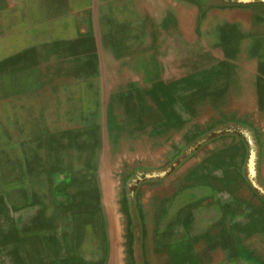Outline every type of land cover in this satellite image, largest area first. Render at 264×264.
<instances>
[{"label":"crops","instance_id":"1","mask_svg":"<svg viewBox=\"0 0 264 264\" xmlns=\"http://www.w3.org/2000/svg\"><path fill=\"white\" fill-rule=\"evenodd\" d=\"M191 1L0 0V53L15 76L46 54L66 62L23 91L36 108L55 92H93L108 108L109 93L147 120L145 137L119 135V162L58 150L32 175L19 161L1 187L0 264H264V0H212L206 17ZM203 45L209 91L249 94L243 106L212 102L206 133L202 105L188 121L185 100L204 91ZM80 117L65 122L90 121ZM139 139L145 154L125 143Z\"/></svg>","mask_w":264,"mask_h":264},{"label":"rangeland","instance_id":"2","mask_svg":"<svg viewBox=\"0 0 264 264\" xmlns=\"http://www.w3.org/2000/svg\"><path fill=\"white\" fill-rule=\"evenodd\" d=\"M188 1L192 2L191 0ZM193 1H195L194 3L198 8H202L203 16L206 17L210 11L212 0ZM222 3L223 0H219V4L222 5ZM207 10L208 13L205 14ZM2 33L3 30L0 28V37L3 35ZM211 33L210 28L205 29V38L209 39ZM210 39L212 41V37ZM238 46L239 44H233L232 48L234 47L233 49L236 50ZM193 47V45L188 44L187 52L190 56L194 53ZM210 51L208 46L203 45V70L201 74L204 91L185 95V100L190 106L187 108L188 121H193L195 105L196 107L202 105L204 133L211 128L210 106L212 102H225L233 96L237 106H243L249 95L247 92L240 91L234 94L209 91L212 80L210 69L212 61H210L207 53H210ZM197 52H199L198 47ZM3 57V53H0V196L4 195L1 188L3 181L7 182L18 176L19 161L23 164L26 163L32 175L41 174L45 166L51 165V155L57 153L58 150L63 153L64 151L83 148L90 149L91 152L95 149H105L108 160L114 162L120 159L114 156L116 155L114 151L120 148L118 141L120 134L131 137L133 135L126 133L135 134L138 132L137 136H140V138L146 136V118L138 117L137 110H133L135 116L132 117L130 115L131 109L118 108L116 102L109 99L112 97L109 93L102 94L104 97H102L103 103L107 100L108 108L102 107L103 105L100 108H95L97 96L93 92L45 93L43 94L41 107L36 108L35 101H33L35 94L23 91L38 84L40 77L43 80H50L48 75L52 71L59 70L62 72L61 66L66 62L53 61L51 54H46L43 56L42 62L35 59L28 62L27 64L33 67L37 66V68H32V71L25 70L22 77H19L13 74L15 72L13 68H10L8 62L2 61ZM39 63H41L40 67ZM242 63L243 65L249 64L247 61L239 62V64ZM240 70L243 73L248 72V68ZM191 79L194 80L193 77ZM45 96L48 98H45ZM51 100H54L53 104L50 102ZM80 101H85L84 108L77 106ZM57 102L63 109H58L59 107L55 106ZM67 104L68 109L65 108ZM84 111L85 114L90 113L89 122L86 121L80 124L65 122L66 120L76 121ZM124 112L128 114L125 115ZM125 143L128 144L130 152L131 148H138L140 153L143 152V154H145L149 144L145 139L127 140ZM188 143L194 145L202 142L188 141ZM208 143L204 140L202 148H206ZM137 152L135 150L132 155L136 156ZM259 191L264 195V190L260 189ZM261 245L264 246V243ZM258 248H262V246H258Z\"/></svg>","mask_w":264,"mask_h":264},{"label":"bare ground","instance_id":"3","mask_svg":"<svg viewBox=\"0 0 264 264\" xmlns=\"http://www.w3.org/2000/svg\"><path fill=\"white\" fill-rule=\"evenodd\" d=\"M196 189V188H195Z\"/></svg>","mask_w":264,"mask_h":264}]
</instances>
